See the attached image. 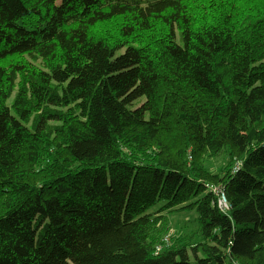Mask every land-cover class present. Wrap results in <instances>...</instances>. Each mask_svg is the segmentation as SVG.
Returning <instances> with one entry per match:
<instances>
[{
    "label": "trees",
    "instance_id": "obj_1",
    "mask_svg": "<svg viewBox=\"0 0 264 264\" xmlns=\"http://www.w3.org/2000/svg\"><path fill=\"white\" fill-rule=\"evenodd\" d=\"M0 264H264V0H0Z\"/></svg>",
    "mask_w": 264,
    "mask_h": 264
},
{
    "label": "rangeland",
    "instance_id": "obj_2",
    "mask_svg": "<svg viewBox=\"0 0 264 264\" xmlns=\"http://www.w3.org/2000/svg\"><path fill=\"white\" fill-rule=\"evenodd\" d=\"M48 163H50V161H48ZM204 166L212 174H218L229 166V158L225 153L220 156H206L204 158ZM237 166L238 165L235 164L233 166V170L237 168ZM211 186L221 188L219 186L210 185V187ZM161 206H157L153 211L158 210ZM168 219L169 229L164 232H159L156 231L158 229L157 228L155 230L156 232L154 231L153 233L156 236V245L158 244L156 254H160L161 252L174 246H180L193 241L199 228L197 222L198 214L195 210L175 212L170 214ZM177 241L182 243H177Z\"/></svg>",
    "mask_w": 264,
    "mask_h": 264
},
{
    "label": "built area",
    "instance_id": "obj_3",
    "mask_svg": "<svg viewBox=\"0 0 264 264\" xmlns=\"http://www.w3.org/2000/svg\"><path fill=\"white\" fill-rule=\"evenodd\" d=\"M210 187V186H209ZM210 189L216 194L217 196V206L221 210L222 213L227 214L230 210V206L228 201L225 197V194L221 188H216L211 186Z\"/></svg>",
    "mask_w": 264,
    "mask_h": 264
}]
</instances>
